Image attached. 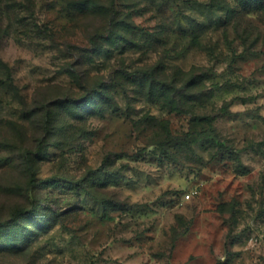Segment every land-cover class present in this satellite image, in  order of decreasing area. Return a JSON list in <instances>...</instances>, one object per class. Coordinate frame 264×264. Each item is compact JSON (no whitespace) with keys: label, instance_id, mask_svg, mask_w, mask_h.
Wrapping results in <instances>:
<instances>
[{"label":"rangeland","instance_id":"1","mask_svg":"<svg viewBox=\"0 0 264 264\" xmlns=\"http://www.w3.org/2000/svg\"><path fill=\"white\" fill-rule=\"evenodd\" d=\"M0 264H264V0H0Z\"/></svg>","mask_w":264,"mask_h":264},{"label":"trees","instance_id":"2","mask_svg":"<svg viewBox=\"0 0 264 264\" xmlns=\"http://www.w3.org/2000/svg\"><path fill=\"white\" fill-rule=\"evenodd\" d=\"M34 176V174H33ZM33 179H36V176H34ZM30 211L29 208H18V209H14L13 211V215L16 216V215H20V214H26Z\"/></svg>","mask_w":264,"mask_h":264}]
</instances>
